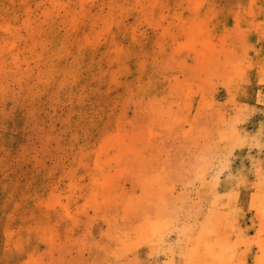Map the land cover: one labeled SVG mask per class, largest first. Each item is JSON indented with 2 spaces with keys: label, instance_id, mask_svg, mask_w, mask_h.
Masks as SVG:
<instances>
[{
  "label": "rangeland",
  "instance_id": "1",
  "mask_svg": "<svg viewBox=\"0 0 264 264\" xmlns=\"http://www.w3.org/2000/svg\"><path fill=\"white\" fill-rule=\"evenodd\" d=\"M241 247L264 264V0H0V264Z\"/></svg>",
  "mask_w": 264,
  "mask_h": 264
},
{
  "label": "crops",
  "instance_id": "2",
  "mask_svg": "<svg viewBox=\"0 0 264 264\" xmlns=\"http://www.w3.org/2000/svg\"><path fill=\"white\" fill-rule=\"evenodd\" d=\"M243 245H244V247L248 246V244L245 246V244L242 243V246ZM242 248L243 247H241L239 250H237L236 255L233 258H232V256H230V262H228V264H248L249 263V257L245 252L242 251ZM244 253H245V255H244ZM261 260H262V256H260V255H258V253H256L252 257V261L250 264H258ZM215 264H217V263H215Z\"/></svg>",
  "mask_w": 264,
  "mask_h": 264
}]
</instances>
